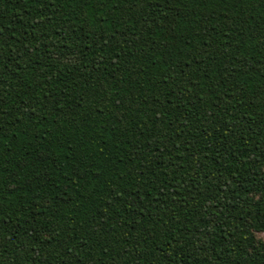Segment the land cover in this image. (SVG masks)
Returning <instances> with one entry per match:
<instances>
[{
  "label": "trees",
  "instance_id": "trees-1",
  "mask_svg": "<svg viewBox=\"0 0 264 264\" xmlns=\"http://www.w3.org/2000/svg\"><path fill=\"white\" fill-rule=\"evenodd\" d=\"M264 0H0V264H264Z\"/></svg>",
  "mask_w": 264,
  "mask_h": 264
},
{
  "label": "rangeland",
  "instance_id": "rangeland-1",
  "mask_svg": "<svg viewBox=\"0 0 264 264\" xmlns=\"http://www.w3.org/2000/svg\"><path fill=\"white\" fill-rule=\"evenodd\" d=\"M258 237L261 238L262 240H264V232L258 233Z\"/></svg>",
  "mask_w": 264,
  "mask_h": 264
}]
</instances>
